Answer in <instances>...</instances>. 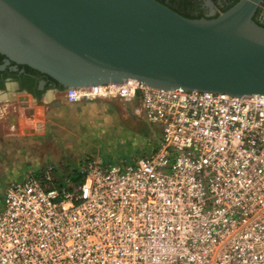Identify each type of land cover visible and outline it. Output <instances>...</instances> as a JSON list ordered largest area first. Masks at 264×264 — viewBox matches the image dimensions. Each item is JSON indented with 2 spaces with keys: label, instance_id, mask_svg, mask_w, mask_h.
<instances>
[{
  "label": "built area",
  "instance_id": "1",
  "mask_svg": "<svg viewBox=\"0 0 264 264\" xmlns=\"http://www.w3.org/2000/svg\"><path fill=\"white\" fill-rule=\"evenodd\" d=\"M115 98L159 127L157 149L125 168L88 158L76 187L53 166L9 183L0 264H264V95L136 79L65 92Z\"/></svg>",
  "mask_w": 264,
  "mask_h": 264
},
{
  "label": "water",
  "instance_id": "2",
  "mask_svg": "<svg viewBox=\"0 0 264 264\" xmlns=\"http://www.w3.org/2000/svg\"><path fill=\"white\" fill-rule=\"evenodd\" d=\"M263 0L190 19L157 0H0V52L83 88L136 79L151 88L264 95Z\"/></svg>",
  "mask_w": 264,
  "mask_h": 264
},
{
  "label": "rangeland",
  "instance_id": "3",
  "mask_svg": "<svg viewBox=\"0 0 264 264\" xmlns=\"http://www.w3.org/2000/svg\"><path fill=\"white\" fill-rule=\"evenodd\" d=\"M65 92H49L41 101L13 92L0 96V211L9 183L29 174L40 178L46 167L55 168L57 186L76 187L81 180L74 177L88 158L125 168L159 146V127L126 101L69 104Z\"/></svg>",
  "mask_w": 264,
  "mask_h": 264
},
{
  "label": "flooded vegetation",
  "instance_id": "4",
  "mask_svg": "<svg viewBox=\"0 0 264 264\" xmlns=\"http://www.w3.org/2000/svg\"><path fill=\"white\" fill-rule=\"evenodd\" d=\"M173 11L190 19H213L230 9L239 0H157ZM254 21L264 28V0L258 7ZM67 89L51 77L28 66L10 61L0 52V96L13 92L26 94L41 101L49 92L63 93Z\"/></svg>",
  "mask_w": 264,
  "mask_h": 264
},
{
  "label": "trees",
  "instance_id": "5",
  "mask_svg": "<svg viewBox=\"0 0 264 264\" xmlns=\"http://www.w3.org/2000/svg\"><path fill=\"white\" fill-rule=\"evenodd\" d=\"M238 1H236V3H237ZM235 3V4H236ZM75 176V175H74ZM81 180V181H80ZM74 181H76V182H83V178H82V176H79V177H74ZM54 183H55V185L57 186V183H58V181L56 180V178L54 179ZM60 187V186H59Z\"/></svg>",
  "mask_w": 264,
  "mask_h": 264
},
{
  "label": "crops",
  "instance_id": "6",
  "mask_svg": "<svg viewBox=\"0 0 264 264\" xmlns=\"http://www.w3.org/2000/svg\"><path fill=\"white\" fill-rule=\"evenodd\" d=\"M43 171V170H42Z\"/></svg>",
  "mask_w": 264,
  "mask_h": 264
}]
</instances>
